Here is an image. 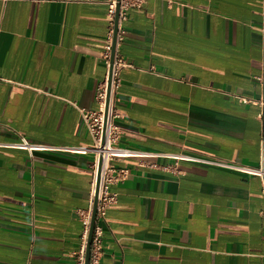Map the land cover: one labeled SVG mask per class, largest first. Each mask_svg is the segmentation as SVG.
Here are the masks:
<instances>
[{
    "label": "crops",
    "instance_id": "crops-1",
    "mask_svg": "<svg viewBox=\"0 0 264 264\" xmlns=\"http://www.w3.org/2000/svg\"><path fill=\"white\" fill-rule=\"evenodd\" d=\"M107 9L0 0V264H75L93 160L80 109L107 73ZM120 28L117 144L147 154L116 161L99 264H264L260 178L165 155L257 165L264 0H146ZM20 137L77 149L5 145Z\"/></svg>",
    "mask_w": 264,
    "mask_h": 264
},
{
    "label": "built area",
    "instance_id": "built-area-1",
    "mask_svg": "<svg viewBox=\"0 0 264 264\" xmlns=\"http://www.w3.org/2000/svg\"><path fill=\"white\" fill-rule=\"evenodd\" d=\"M146 0H107V14L109 18V30L107 39L104 43L103 60L106 65L105 80L101 82L94 93L96 101V109L88 110L81 108L80 112L82 119L86 124L88 131L91 134L93 145L92 147H80L79 150H90L93 153L92 181L89 190V207L86 209L76 210L77 218L81 221L83 226L80 246L75 255V264L85 263L86 240L91 220V210L93 200L96 195V212L95 221L92 230L90 252L88 264H99V259L102 252V226L99 221H106L107 207L116 201L117 193L112 188L121 183L128 175V170L124 166H119L116 161L125 157L137 156L147 154V152L130 147L119 146L117 144L120 136V127L116 124L117 117L114 108V93L119 83L118 71L124 62L117 57L116 46L121 40L120 25L127 19V10L131 7L139 8ZM118 4L117 15V31L115 41V51L113 56V63L111 69L110 90L107 98V79L110 64V53L112 48V37L114 27V17L116 7ZM244 102H253L252 99L243 97ZM257 102V101H256ZM263 104V102H262ZM261 124V135L259 140V156L257 165L251 166L235 161L223 159H201L181 153H166L165 155L172 159H185L189 161L204 162L240 173L258 176L261 180L262 192L264 194V106L263 110L257 115ZM5 145L23 149L27 151H74L77 148L56 145L43 142H33L25 137H20L16 142L6 143ZM100 163V164H99ZM100 165V166H99ZM99 167V174H98Z\"/></svg>",
    "mask_w": 264,
    "mask_h": 264
},
{
    "label": "water",
    "instance_id": "water-1",
    "mask_svg": "<svg viewBox=\"0 0 264 264\" xmlns=\"http://www.w3.org/2000/svg\"><path fill=\"white\" fill-rule=\"evenodd\" d=\"M117 15H118V4L116 7V13H115V17H114L112 48H111V53H110V64H109L108 79H107V98H108L109 90H110L111 69H112L113 56H114V51H115V41H116V31H117ZM98 174H99V167H98ZM95 212H96V195L94 197L92 210H91V220H90V226H89V231H88L87 240H86L85 263L84 264H88V260H89L90 242H91L92 230H93L94 221H95Z\"/></svg>",
    "mask_w": 264,
    "mask_h": 264
}]
</instances>
